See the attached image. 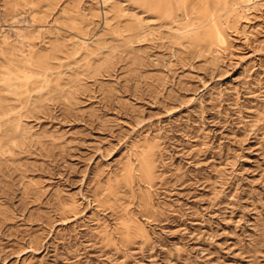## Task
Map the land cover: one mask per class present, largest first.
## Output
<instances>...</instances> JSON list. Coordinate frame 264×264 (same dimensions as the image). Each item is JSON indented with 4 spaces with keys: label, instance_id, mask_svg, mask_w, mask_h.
Here are the masks:
<instances>
[{
    "label": "rangeland",
    "instance_id": "1",
    "mask_svg": "<svg viewBox=\"0 0 264 264\" xmlns=\"http://www.w3.org/2000/svg\"><path fill=\"white\" fill-rule=\"evenodd\" d=\"M164 1L0 0V264H264V0Z\"/></svg>",
    "mask_w": 264,
    "mask_h": 264
},
{
    "label": "bare ground",
    "instance_id": "2",
    "mask_svg": "<svg viewBox=\"0 0 264 264\" xmlns=\"http://www.w3.org/2000/svg\"><path fill=\"white\" fill-rule=\"evenodd\" d=\"M164 2H168L167 0L166 1H164ZM174 2H175V0H174ZM181 3V2H180ZM160 4V3H159ZM163 4V3H162ZM167 4H171L170 2L169 3H167ZM166 4H164V6H165ZM183 5V4H182ZM181 5V6H182ZM168 6V5H167ZM167 8H169V6L167 7ZM183 8V7H182ZM178 13V12H177ZM207 15V14H206ZM209 15V14H208ZM212 29H215V28H212ZM213 31V30H212ZM216 35V34H215ZM40 44V43H39Z\"/></svg>",
    "mask_w": 264,
    "mask_h": 264
}]
</instances>
